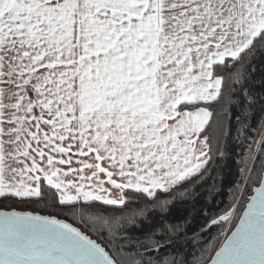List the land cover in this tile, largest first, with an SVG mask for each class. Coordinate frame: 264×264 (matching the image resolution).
<instances>
[{"label":"snow or ice","instance_id":"snow-or-ice-1","mask_svg":"<svg viewBox=\"0 0 264 264\" xmlns=\"http://www.w3.org/2000/svg\"><path fill=\"white\" fill-rule=\"evenodd\" d=\"M258 52L264 0H0V198L124 205L126 190L153 197L199 175L209 134L226 135L232 116L264 122V62L259 88L222 91L227 61L252 80ZM74 156L93 162L74 168ZM260 183L211 264H264ZM188 222H149L150 233ZM0 264L118 262L64 220L12 211L0 212Z\"/></svg>","mask_w":264,"mask_h":264},{"label":"trees","instance_id":"trees-1","mask_svg":"<svg viewBox=\"0 0 264 264\" xmlns=\"http://www.w3.org/2000/svg\"><path fill=\"white\" fill-rule=\"evenodd\" d=\"M256 55L257 58L252 63L257 71L252 80H243L244 69L239 65L232 67L235 62L230 59L227 61L229 66L224 70L226 80L222 87L225 94L242 87H260L259 69L264 62V53L258 52ZM229 75L231 80L227 79ZM253 80L256 81L255 84L252 83ZM232 98L242 99V92L235 91ZM262 124L257 116L242 126L232 116L225 122L226 135L209 134V161L205 169L190 180L172 186L168 191H156L153 197L146 193L130 196L126 190L125 204L115 206H89L84 203L64 206L53 205L48 199L0 198V210L33 211L68 220L98 240L119 264L121 260L123 264H135L136 261H155L157 258L175 260L176 264H207L221 245L226 228V221H220L219 217L228 212L239 198V220L253 189L261 181L264 144L256 155L247 179L241 169H244V159L254 146ZM206 174L207 178L201 181V177ZM197 181L200 182L195 183ZM193 183V192L186 191ZM165 201L169 203L163 206ZM185 220L189 222L178 235H164L158 231L155 236H151L149 222L175 224ZM213 220L217 223L213 224ZM153 240L159 241L162 246L158 247ZM168 240L172 242L165 245L164 242ZM117 248H121L119 255Z\"/></svg>","mask_w":264,"mask_h":264},{"label":"rangeland","instance_id":"rangeland-1","mask_svg":"<svg viewBox=\"0 0 264 264\" xmlns=\"http://www.w3.org/2000/svg\"><path fill=\"white\" fill-rule=\"evenodd\" d=\"M262 137H264V122L261 125V127L259 128L258 132H257V137L254 141V146L252 147L251 151H249L244 159V175L245 178L247 179V177L249 176L250 172L249 169L252 170L253 165H254V161L256 158V155L258 154V152H260L262 145L264 143H261ZM241 191H243V188L241 189ZM239 198L236 200L235 204L233 205V207L229 210V211H233L234 210V215L229 217V220L226 221V228L225 231L223 233V237L221 240H224V238L230 233L231 229L233 228V226L235 225V223L237 222V217L239 214ZM228 211V212H229ZM227 213V212H226ZM224 213V214H226ZM223 214V215H224Z\"/></svg>","mask_w":264,"mask_h":264},{"label":"water","instance_id":"water-1","mask_svg":"<svg viewBox=\"0 0 264 264\" xmlns=\"http://www.w3.org/2000/svg\"><path fill=\"white\" fill-rule=\"evenodd\" d=\"M262 176H264V170H263V174H262ZM260 186H261V183H259V185L256 186V187L253 189V193H252V195L249 197V201L247 202V204L250 202V198H251L252 196L256 195L255 189H256L257 187H260ZM247 204H246L244 210L247 208ZM244 210H243V212H244ZM12 211H17V212H30V213H32L33 215L50 216V215L42 214V213H39V212L25 211V210H17V209H11V210L1 209V210H0V212H12ZM243 212H242V214H243ZM242 214H241V216H242ZM54 217H56L57 219H61V218H59V217H57V216H54ZM61 220H64L65 222L71 224L73 227L78 228V229L82 232V234L88 236L90 239H92L93 241H95V242H96L97 244H99L101 247H104V246H103L98 240H96V239H94L93 237H91L89 234H87L86 232H84V231H83L81 228H79L78 226L72 224V223L69 222L68 220H65V219H61ZM238 223H239V220H238L237 224H238ZM237 224H236V225H237ZM234 230H235V227H234V229H233L232 231H234ZM232 231H231L227 236H230L231 233H232ZM227 236L224 238V240L222 241V243H221V245L219 246V248L217 249V251H219V249L223 246V243L225 242ZM104 248H105L106 251H108V250L106 249V247H104ZM217 251H216V252H217ZM108 252H109V251H108ZM216 252H215V253H216ZM215 253H214V255L212 256V258H214ZM109 254L111 255L110 252H109ZM111 256H112V255H111ZM112 257H113V256H112ZM113 258H114V257H113ZM212 258H211V260H212ZM114 259H115V258H114ZM211 260H210L207 264H211ZM118 264H119V263H118Z\"/></svg>","mask_w":264,"mask_h":264},{"label":"crops","instance_id":"crops-1","mask_svg":"<svg viewBox=\"0 0 264 264\" xmlns=\"http://www.w3.org/2000/svg\"><path fill=\"white\" fill-rule=\"evenodd\" d=\"M30 95L32 96V97H35V93H30ZM39 109L37 108V109H35V113L36 114H39ZM41 127L43 128V130L44 131H48V129H47V127L46 126H43V125H41ZM33 130H35V129H33ZM35 146V145H34ZM197 147H199V145L197 144ZM47 151V150H46ZM75 151V150H74ZM205 151L206 152H208V148H206L205 149ZM78 159H85V160H88L89 162H93L89 157H79V156H74L73 157V164H72V167H74V168H78L79 167V165L78 164H76L75 163V161L76 160H78ZM101 165L102 166H104V167H107V163L106 162H101ZM64 168H65V170L67 169V166L65 165V166H63ZM111 170V169H110ZM90 174V172H85L84 173V175H89ZM71 178H74V177H71ZM101 179H106V177L103 175V174H101ZM118 179V178H117ZM118 182H119V179H118ZM105 187H110L109 185H105ZM158 190H160V189H158ZM158 190H156V191H158ZM162 190V189H161ZM111 195H112V197L113 198H119V196H120V193H119V191L117 190V189H111Z\"/></svg>","mask_w":264,"mask_h":264}]
</instances>
